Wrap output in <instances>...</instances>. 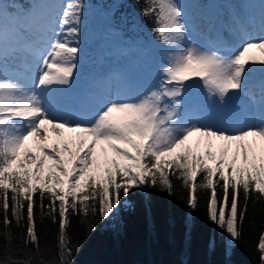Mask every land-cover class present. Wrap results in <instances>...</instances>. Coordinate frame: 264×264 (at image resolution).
Masks as SVG:
<instances>
[{"label": "snow or ice", "instance_id": "obj_1", "mask_svg": "<svg viewBox=\"0 0 264 264\" xmlns=\"http://www.w3.org/2000/svg\"><path fill=\"white\" fill-rule=\"evenodd\" d=\"M255 9L145 0L152 31L135 15L130 30L147 41L125 39L112 25L103 33L101 45L131 64L95 73L74 100L69 86L81 76L89 0H0V264H75L73 215L114 218L122 195L127 202L142 193L150 215L146 194H173L170 175L187 189L190 210L198 190L207 193V218L226 234L230 256L249 201H264V0ZM257 73L259 98L248 89ZM193 138L203 151L193 150ZM37 208L58 224L57 253L9 259L13 222L26 225L25 247L40 252ZM194 227L186 217V246ZM207 243L214 252L216 238ZM258 249L264 264V234Z\"/></svg>", "mask_w": 264, "mask_h": 264}, {"label": "trees", "instance_id": "obj_2", "mask_svg": "<svg viewBox=\"0 0 264 264\" xmlns=\"http://www.w3.org/2000/svg\"><path fill=\"white\" fill-rule=\"evenodd\" d=\"M8 2L19 6L25 0ZM89 3L102 12L112 10L111 22L128 35L135 34L130 30L133 15L139 18L149 32L152 31V24L142 14L145 0H89ZM170 179L173 183L171 195L166 191L149 188L146 195L151 201L150 215L144 207L143 193L127 202L122 195L123 207L114 218L105 220L98 214L87 218L73 215L68 231L70 238L79 245V251L74 256L75 264H182L185 261L187 264H261L258 243L261 234H264V201L258 202L254 198L249 201L242 237L235 244L231 255L226 257L223 245L227 239L226 234L207 218V193L198 190L197 208L190 210L187 207V189L183 188L179 179L171 175ZM240 203H243L242 199ZM186 217L191 218L195 225L187 246ZM2 219L0 215V221ZM36 221L40 252L37 253L32 245L25 247L26 225L17 227L13 222L10 229L12 242L7 245L9 259L20 260L41 255L48 257L57 253L58 224L48 218L42 220L39 208L36 209ZM4 232L5 228L0 222V234ZM210 237L217 240L214 252L208 249ZM4 244L0 236V246Z\"/></svg>", "mask_w": 264, "mask_h": 264}, {"label": "rangeland", "instance_id": "obj_3", "mask_svg": "<svg viewBox=\"0 0 264 264\" xmlns=\"http://www.w3.org/2000/svg\"><path fill=\"white\" fill-rule=\"evenodd\" d=\"M119 1V0H118ZM229 3H233V0H227ZM238 2V1H237ZM90 24L88 30V42L86 45L85 55L81 61V76L78 78L77 82L69 86V92L72 95L74 100H79L80 96L86 91L90 78L96 74H103L108 71H111L117 65H127L131 64V59H122L117 56L110 48L109 45H101L103 39V33L106 31V28L109 25H112L105 13H101V10L97 6L90 4ZM113 26V25H112ZM125 39L136 40L141 39L145 40L141 36L137 37H128L124 35ZM147 41V39L145 40ZM103 56V60H100V57ZM132 59H142L139 53L133 54ZM248 89L251 96L259 98L260 96V75L255 74L250 81L248 82ZM78 92L74 94V91ZM55 139L49 141V143L54 142ZM194 151H203V147L200 149L196 148L195 140L192 139L190 142ZM215 150V149H214ZM109 155H112L111 150H109ZM212 163V161H209Z\"/></svg>", "mask_w": 264, "mask_h": 264}, {"label": "bare ground", "instance_id": "obj_4", "mask_svg": "<svg viewBox=\"0 0 264 264\" xmlns=\"http://www.w3.org/2000/svg\"><path fill=\"white\" fill-rule=\"evenodd\" d=\"M241 2H243V1H238V2H237V0H236V1H235V4H239V3H241ZM259 5H260V4H259ZM259 5H257V6H256V9H255V10L257 11V13H258V10H259ZM249 30L251 31V28H249ZM257 34H259V33H258V29H257ZM77 92H78V91L75 90V91H74V94H76ZM53 138L55 139L54 136H53ZM193 140H195V138H193Z\"/></svg>", "mask_w": 264, "mask_h": 264}]
</instances>
